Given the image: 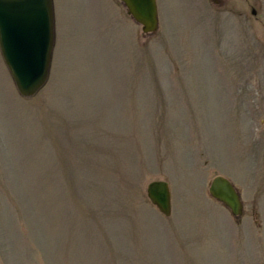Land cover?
Returning <instances> with one entry per match:
<instances>
[{
    "label": "rangeland",
    "instance_id": "rangeland-1",
    "mask_svg": "<svg viewBox=\"0 0 264 264\" xmlns=\"http://www.w3.org/2000/svg\"><path fill=\"white\" fill-rule=\"evenodd\" d=\"M157 2L145 35L120 0H53L31 98L0 52V264H264V0Z\"/></svg>",
    "mask_w": 264,
    "mask_h": 264
},
{
    "label": "water",
    "instance_id": "water-1",
    "mask_svg": "<svg viewBox=\"0 0 264 264\" xmlns=\"http://www.w3.org/2000/svg\"><path fill=\"white\" fill-rule=\"evenodd\" d=\"M121 2L128 14L142 26L145 35L158 32L160 20L157 0ZM54 47L53 0H0V50L21 96L33 97L46 84ZM209 193L229 208L233 216H242L240 194L227 178H214ZM147 195L163 216L172 215V192L168 182L150 183Z\"/></svg>",
    "mask_w": 264,
    "mask_h": 264
}]
</instances>
